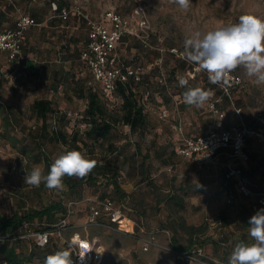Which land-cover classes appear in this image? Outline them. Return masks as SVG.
<instances>
[{"label": "rangeland", "instance_id": "obj_1", "mask_svg": "<svg viewBox=\"0 0 264 264\" xmlns=\"http://www.w3.org/2000/svg\"><path fill=\"white\" fill-rule=\"evenodd\" d=\"M52 1L54 0H0V10L5 11L0 29L14 27L18 16L16 8L22 13L30 14L40 23L26 30L23 45V64L26 60L31 62L34 71L28 62L26 68L22 64V67L19 65L17 71H14L6 53L0 52V213L6 216L13 213L25 214L59 201L68 208L71 203L66 235L75 231L96 238L104 249L102 264H214L216 260L208 253L206 254L210 258L204 261V258L193 253L182 256V247L193 239L197 245H204L206 252V244L209 242L228 239L242 226V214L244 219H250L253 215L250 201L234 189H231L235 194L234 199L227 201L231 187L224 180L223 154L219 155L216 164L206 165L208 167H199L179 155H172L170 163L165 165L162 160L168 153L161 154L160 150L163 147H167L168 152L172 149L167 133L171 125L176 123L177 115L186 119L191 133L204 134L214 121L206 103L220 95L217 88H212L206 71L199 69L194 79L188 77L187 70L198 65L184 57L185 39L196 32L203 33L220 25L237 23L241 15L252 14L264 19V0H191L187 11L172 0H63L68 5H81L95 18L102 17L107 10L116 11L127 17L138 33V36H132L133 38L122 43L118 52L128 65H140L144 69L145 83L133 85L136 95H143L150 119V124L140 139L142 154H134L137 136L122 122H118L115 128L117 139L114 144L119 147V151L108 154L103 147L96 145L90 149L81 142V148L77 150L90 158L107 160L118 167L121 191L127 190L126 193H129L123 200L125 211L137 223L134 235L106 225L85 223L89 200L108 190L102 178L98 183H83L79 196L69 192L65 179L63 190L48 189L44 183L39 187L25 183L26 173L34 167L39 166L44 174L47 170L43 155L39 162L33 160L35 153L41 151L53 163L67 148L62 143L49 142L41 144L42 150L38 148L41 140H37V136L41 120L31 110L35 99H49L58 110L57 114L48 119L51 125H55L56 115L63 113L66 115L64 129L68 134L77 132L82 137L87 127L81 115L85 100L77 98L73 93L75 79L84 80L89 77L78 60L79 50L85 40L84 30L75 22H71L67 28L51 23L48 19V3ZM171 49L183 56H177ZM160 55L162 69L171 78L170 86L166 89L168 93L160 89L163 86L155 62ZM234 72L243 80L242 87L235 89L234 98L242 108L245 124L250 127L249 125L264 123V84H256L254 78L248 77L243 68H237ZM179 77L188 79V85L178 87ZM188 87L211 90L213 95L203 108L187 105L181 97ZM146 90H149L148 95ZM159 101L166 102L167 117L160 118L151 110ZM219 109L226 115L229 128L235 127L238 119L231 114V107L222 100ZM7 114L12 121H6ZM152 114L157 115V120L152 118ZM211 116L212 121L209 118ZM153 121H156V127H153ZM182 128L186 134L183 121ZM261 129L264 130V125ZM173 131L175 139L178 135L174 129ZM9 137H16L19 141ZM250 137L252 136L247 137L248 148L253 153L264 155V140ZM146 150H149V155L142 167V155ZM21 151L25 154H21ZM131 154H134L133 158H130ZM125 155L128 157L126 161ZM262 158L264 156L258 157ZM255 174H259L255 178L256 182L264 179V171ZM248 180L250 182L249 177ZM251 183L254 191L264 189H257L254 182ZM179 185L187 188L186 192H178L184 199L182 209L165 200V195ZM113 196L120 199L116 194ZM48 223L53 222L42 219L34 227H47ZM172 237L177 240V250L171 243ZM144 241L151 242L147 250H143ZM57 245L59 244L54 243L53 238L47 251L55 253L58 251ZM21 246L19 250L23 256L32 249V246L25 243H21ZM39 255L36 253L32 264H44L46 258L42 259Z\"/></svg>", "mask_w": 264, "mask_h": 264}, {"label": "built area", "instance_id": "obj_2", "mask_svg": "<svg viewBox=\"0 0 264 264\" xmlns=\"http://www.w3.org/2000/svg\"><path fill=\"white\" fill-rule=\"evenodd\" d=\"M50 5L52 10L50 19L60 18L65 21L76 19L84 24L88 40L80 53V60L88 66L93 81L100 85L102 94L109 103H112L115 99L118 84H124L129 79L137 82L144 78L142 66L128 65L117 50V44L121 37L138 36L127 17L116 11L107 10L102 17L95 18L89 11L78 4H66L59 8L58 4L52 1ZM16 9L18 16L14 27L0 29V52L6 53L9 62L24 59L23 43L25 32L29 27L40 24L29 14L22 13L19 8ZM155 48L158 51H162L158 47ZM171 52L177 56H183L182 53H177L175 49H171ZM155 62L159 68L162 86L168 89L170 83L161 66L162 56H158ZM26 67L27 65L24 63L23 68ZM198 70L199 67L195 66L188 69V77L194 79ZM242 83L241 76L232 72L230 74V86L227 89L215 84L220 91V95L207 103L214 121L204 134L197 136L186 135L182 128V118L177 115L173 129L178 137L174 139L171 148L177 155L193 161L199 167L216 164L219 155L223 154L224 161L222 166L226 181L232 182L235 190L243 196L255 198L252 204L254 215L257 210L264 208V189L259 191L252 189L242 165L249 159V154L246 150L247 137L252 136L256 139L264 140V130L247 127L243 120L242 108L236 104L234 98L235 91L242 87ZM146 95H148V92H146ZM223 97H227L233 114L238 119L237 125L228 129L224 125L225 115L219 109V103L222 102ZM158 116L160 118L167 117L168 109L161 107L158 111ZM261 124L264 125V123ZM227 196V201L231 202L233 193H229ZM70 206L71 203L63 213L58 215L56 221L50 223L46 229L42 225L34 227V225L38 224L36 221H23L12 231L2 232L0 230V242L31 238L37 246L44 247L54 238V240L66 246L72 252L73 264H102L104 249L96 238L75 231L66 235L69 229L67 215L71 212ZM87 208L86 224L106 225L125 234H135V229L137 228L136 220L125 211L126 207L123 202L116 203L109 196L102 198L93 197L89 200ZM85 243L89 244L93 250L81 261L78 253ZM150 243V241H144L143 250H147ZM192 253L201 258L205 256L203 248L199 245L193 247ZM186 254V252H182V256H187ZM1 264H7V262L2 259ZM221 264H228V261Z\"/></svg>", "mask_w": 264, "mask_h": 264}, {"label": "trees", "instance_id": "obj_3", "mask_svg": "<svg viewBox=\"0 0 264 264\" xmlns=\"http://www.w3.org/2000/svg\"><path fill=\"white\" fill-rule=\"evenodd\" d=\"M54 1L58 4L59 8L66 5L65 1L63 0H54ZM8 5L10 4L8 3ZM48 8H49V13L51 15L52 10L50 3H48ZM4 13L5 11L0 10V22L4 18ZM48 19L50 20L51 23H56V25H60L64 28L69 27L68 25L71 22H75L78 24L79 27L83 28L84 30L85 40L83 43V47L79 50L78 60L81 62V64H83V66L87 70L89 77L84 80L79 78L75 79L73 93L77 98L85 100L84 110L81 113V115L84 122L87 124V127L83 131L82 137H80L77 132L72 135L68 134V132L64 129V126L66 124L64 122V119L66 115L63 113L58 116L56 115L55 125H51L50 123H48V119L53 114H57L58 110L53 106L52 102L49 99H45V98L35 99L31 104V110L32 113H34V115H36V117L41 120L40 130L37 136V140H41L39 141L40 143L38 144V148L42 150L41 144H43L44 142H49V143H62L66 145L67 148L65 149V151H68L70 149L79 150L81 148L79 142H81L83 146L90 147V149L98 145L100 147L105 148L104 151H106V153L112 154L115 151H119V147H117L114 144V142L117 139L115 128L118 122H122L123 124L129 127L131 133L137 136L134 143V154H142L140 147V139H142V137L144 136L145 131L150 124L149 123L150 119L148 118V113L146 109L147 107L145 101L143 100V95H139V96L136 95L133 85L145 83V79L143 78L137 82L133 81L132 79H129L124 84H118L115 92V99L112 103H109L106 100V98L103 96L100 85L93 81V77L88 66L80 60V53L83 50V48L86 46L88 40L84 24L78 22L75 19L74 20L70 19L66 21L60 18H54V19L48 18ZM128 38H133V37L132 36L121 37V39L117 44V50L120 49V45L124 43ZM21 61L22 60H18L15 62H11L12 64L10 63L15 71H17L19 65L22 67ZM168 78H169L168 80L171 82V78L170 77ZM204 78L206 77L204 76ZM211 85L212 88L213 87L216 88L215 84L211 83ZM160 89L163 90L164 92L167 91L164 87H161ZM146 92H148L149 94V90H146ZM218 93L220 94L219 90ZM181 98H183V96ZM223 102H225L227 105L231 107V104L227 99V97H223ZM180 103H182V101H180ZM160 105L167 106L165 101L163 102L159 101V103L155 107L154 106L151 107V110L156 113V107ZM230 112L233 115L232 107ZM151 116L152 118L154 117V119L157 120V115L152 114ZM224 117H225L224 125L225 128L228 129L230 127V124L226 119V115ZM209 118L212 121V116ZM5 119L7 122H10L7 117ZM182 121H183L184 130L187 135L190 136L199 135V133L194 134L189 131V127L187 126V121L184 117L182 118ZM152 125L153 127H156L157 126L156 121H153ZM171 126L172 127H170L167 136L169 142H171L172 144L173 142L172 140L174 139L173 138L174 131L172 129L173 125ZM249 126L256 129L262 128L261 124L258 126H253V125H249ZM209 127L210 126H208V128ZM12 139L15 140L16 142L19 141V139H17L16 137ZM88 142H90V145L88 144ZM160 153L161 154L168 153L167 157L164 160H162L163 164L165 165L170 163V158L172 155H177L173 149H170V151L168 152L167 147L161 148ZM21 154H25V152L21 151ZM120 154H122V151H120ZM134 154H131L130 158H133ZM41 155H43L44 164L46 165L47 168L45 172L46 175L50 170V166L52 164L48 156L44 153H41V151H39L33 155V160L35 162H39L41 160ZM148 155H149V150H146V152L142 155V161L140 164L142 165V167H144ZM127 158H128L127 155H125L124 161H126ZM92 159L97 160L98 164L97 167L87 176L83 178H76V177L70 178L67 176L64 177V179L66 180L65 182L68 184L69 192L71 194H78L79 196L80 195L79 190L81 189L83 183H87V184L98 183L99 179L102 178L103 180H105L106 188L108 190L96 197L102 198L109 196L116 203L123 202V200H125V197L129 193H126L125 191H121L120 188L121 184L119 181L120 171L118 170V167L111 165V163L107 160L100 161L97 157H93ZM191 162L194 163L193 161ZM224 180H225V184H228V187H231L229 188V192L231 191V189L235 190V187L233 186L232 182H227L225 177ZM186 190H187L186 186L179 185L178 187L174 188L172 191H169L165 195V200H168L178 208L182 209L184 207V199L178 192L179 191L186 192ZM115 194L119 196L120 198L119 200H117L113 196ZM234 195L235 194L233 193V199H234ZM121 197L123 198L121 199ZM65 210H66V206L63 204V202L59 201L52 205H48L47 207H44L42 209H32L26 212L25 214L13 213L10 216L0 214V230L2 232L12 231L23 221H31V222L36 221L37 223H39V221H41L42 219H49L52 220V222H55L56 219L58 218V215L63 213ZM49 224L50 223H48L47 227L44 226L43 228L45 229L48 228ZM52 241L53 239L49 244H47L44 247L37 246L34 240L31 238L0 242V264L2 259H4L7 262V264H32V259L36 256V253H39L40 254L39 256L42 259L46 258L48 255L51 254L47 250H49L50 248L49 246L52 244ZM21 243H25L29 246H32L30 252L25 256H23L22 251L19 250L20 248H22ZM54 243L59 244L57 245L58 250H68L66 246L61 245L58 241L54 240ZM171 243L177 250L178 245L175 237H172ZM195 245H197V243H195L193 239H190L189 243L186 246L182 247L183 251L189 255L192 253V249Z\"/></svg>", "mask_w": 264, "mask_h": 264}, {"label": "clouds", "instance_id": "obj_4", "mask_svg": "<svg viewBox=\"0 0 264 264\" xmlns=\"http://www.w3.org/2000/svg\"><path fill=\"white\" fill-rule=\"evenodd\" d=\"M182 10L190 8L191 0H172ZM184 57L206 71L210 83L227 89L230 74L243 68L256 84H264V19L245 14L237 23L220 25L206 32H196L184 41ZM179 85H188V79L178 78ZM213 95L211 90L188 87L183 93L187 105L202 107ZM206 146V145H205ZM207 147V146H206ZM98 161L77 150H68L55 158L45 175L39 166L25 175V183L48 189L63 190L64 177L83 178L90 174ZM200 187V185H199ZM248 234L254 243L237 242L232 249L228 264H264V208L252 215L248 221ZM93 248L85 243L78 253L81 261ZM44 264H73L72 252L58 250L46 257Z\"/></svg>", "mask_w": 264, "mask_h": 264}, {"label": "crops", "instance_id": "obj_5", "mask_svg": "<svg viewBox=\"0 0 264 264\" xmlns=\"http://www.w3.org/2000/svg\"><path fill=\"white\" fill-rule=\"evenodd\" d=\"M21 62L23 64L24 60H22ZM27 62L29 64H31V69H32V71H34L33 64L26 60L25 63L28 64ZM34 87H35V85L33 86V88ZM160 107H166L168 109L167 106L160 105V106L156 107V114H158V111H159L158 109ZM6 117L9 119V121H12V119H10V116L8 114H7ZM9 138L12 139L14 137H9ZM250 138L251 139H256L254 137H250ZM248 143H249V138H248V140L246 139V150H247V152L249 154V159L246 162L243 163L244 172L249 177L250 182H252V183L254 182V184L257 187V189L264 188V179H260L257 182L255 181L258 178V176H259V174H255V173H259V172L264 171V158L258 159L259 156H264V155L253 153L248 148ZM14 146H16V145H14ZM204 167H208V166H204ZM125 186H127V185H125ZM125 192H128V191L126 190ZM228 193H232V192L230 191ZM234 197H235V195H234ZM244 197H246V196H244ZM246 198L250 201V204H251V207H252V204L255 201V198L254 197H246ZM241 219H243L242 220V226L240 228H238L233 234H231L228 239H226V240L224 239L223 241H217V242H214V243L209 242L208 244H206L207 246L205 245L206 246V252H205L204 245L199 244V246H201L203 248V252L205 254V256L203 257L204 259L210 258V256H211V258L216 260L214 264L225 263V262L228 261L229 256H230V254L232 252V249H233V247L235 246V244L237 242L244 241V242H246L248 244L254 243V240L248 234V229H249L248 221H249V219H247V218L244 219V215L243 214L241 215ZM209 245L212 246V248ZM210 249L212 251H209ZM220 250L221 251L223 250V252L220 253ZM206 253L211 254V255L207 256Z\"/></svg>", "mask_w": 264, "mask_h": 264}]
</instances>
